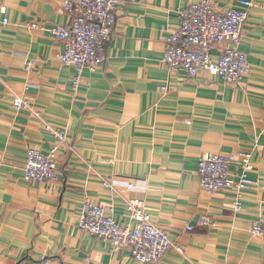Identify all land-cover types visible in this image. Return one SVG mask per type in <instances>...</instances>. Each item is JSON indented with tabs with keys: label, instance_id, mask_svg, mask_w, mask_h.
Wrapping results in <instances>:
<instances>
[{
	"label": "crops",
	"instance_id": "crops-1",
	"mask_svg": "<svg viewBox=\"0 0 264 264\" xmlns=\"http://www.w3.org/2000/svg\"><path fill=\"white\" fill-rule=\"evenodd\" d=\"M201 1L124 0L103 59L75 87V68L61 61L64 45L49 31L72 23L66 0H0L9 18L0 27V264H142L79 228L86 199L123 225H133L126 202L142 201L184 247L169 251L164 264H264V233L252 232L256 223L264 229V0L244 25L240 49L250 72L238 84L206 71L171 73L163 62L181 12ZM212 1L219 12L241 6ZM221 49L211 48L215 58ZM16 95L31 109L16 110ZM34 111L65 130L66 140ZM31 146L45 154L58 148V181L25 179ZM242 152L255 183L236 210L235 192L204 190L198 169L204 153ZM229 170L238 174L241 166ZM203 216L214 226H201Z\"/></svg>",
	"mask_w": 264,
	"mask_h": 264
},
{
	"label": "built area",
	"instance_id": "built-area-1",
	"mask_svg": "<svg viewBox=\"0 0 264 264\" xmlns=\"http://www.w3.org/2000/svg\"><path fill=\"white\" fill-rule=\"evenodd\" d=\"M124 0H66L65 9L75 14L68 26H54L49 31L63 45L61 61L75 68L74 86L77 87L85 69L94 70L103 59L106 47L112 38V32L118 21V11ZM257 0H241L240 7H231L224 12L215 9L212 0L193 3L184 9L178 28L170 31L166 37V49L163 62L171 73L186 71L195 77L206 71L211 76H219L229 84L240 83L250 72L246 54L240 49L244 25ZM9 18L5 9H0V27L7 25ZM37 27V23H29ZM222 45L220 55L215 58L211 48ZM31 64V63H30ZM32 65V64H31ZM165 90L166 87H163ZM18 111L31 109L28 99L16 95L13 100ZM45 128L54 133L61 141L66 140V131L56 129L45 120L42 113L34 111ZM54 147L45 154L31 146L26 153L24 177L34 182H55L60 179ZM238 163L241 172L232 175L229 166ZM250 154L246 152L229 156L204 153L199 160L198 173L204 190L216 193L231 189L236 194V210L241 209V199L246 189L255 181L248 175ZM105 187H112L104 180ZM129 188L133 185L130 183ZM126 208L133 225L121 224L106 205L85 200L79 216L80 229L107 241L116 250L129 249L131 256L142 264H164L166 254L175 249L184 253V247L172 241L168 231L155 223L142 201L129 199ZM201 226H214L207 216L199 220ZM192 230V226L188 227ZM256 235L264 229L256 223L252 229ZM28 264H53L48 258L36 259Z\"/></svg>",
	"mask_w": 264,
	"mask_h": 264
}]
</instances>
